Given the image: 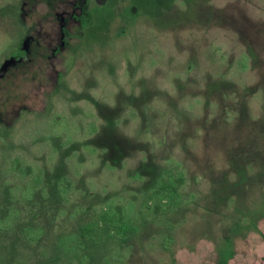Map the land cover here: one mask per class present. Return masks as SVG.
Masks as SVG:
<instances>
[{"label":"rangeland","instance_id":"obj_1","mask_svg":"<svg viewBox=\"0 0 264 264\" xmlns=\"http://www.w3.org/2000/svg\"><path fill=\"white\" fill-rule=\"evenodd\" d=\"M10 155L41 185L0 264H55L100 207L130 231L87 264H264V0H0V220Z\"/></svg>","mask_w":264,"mask_h":264},{"label":"trees","instance_id":"obj_2","mask_svg":"<svg viewBox=\"0 0 264 264\" xmlns=\"http://www.w3.org/2000/svg\"><path fill=\"white\" fill-rule=\"evenodd\" d=\"M18 158L13 155L5 161L4 174L8 178L4 181L7 187L9 205L6 207V214L0 220V229L9 230L19 218V205L32 200L34 194L41 185L40 176L35 172L26 173L23 166H18ZM175 171L166 169L157 177L154 182V193L151 203L162 206L169 204L176 208L181 203L180 194L174 189ZM57 191L64 201L70 198L69 192L72 189L71 180L63 176L57 182ZM130 231V221L120 216L110 207H100L92 215L89 221L80 226L79 234L61 236L54 248L55 264H87L85 240L93 243H100L105 233L111 234L116 240H126ZM44 235L41 226H25L22 228L23 240L28 245L37 244Z\"/></svg>","mask_w":264,"mask_h":264}]
</instances>
